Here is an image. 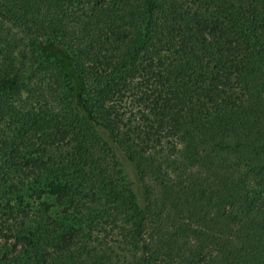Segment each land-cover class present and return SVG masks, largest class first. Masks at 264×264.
I'll use <instances>...</instances> for the list:
<instances>
[{
  "label": "trees",
  "instance_id": "trees-1",
  "mask_svg": "<svg viewBox=\"0 0 264 264\" xmlns=\"http://www.w3.org/2000/svg\"><path fill=\"white\" fill-rule=\"evenodd\" d=\"M0 264H264V0H0Z\"/></svg>",
  "mask_w": 264,
  "mask_h": 264
},
{
  "label": "rangeland",
  "instance_id": "rangeland-1",
  "mask_svg": "<svg viewBox=\"0 0 264 264\" xmlns=\"http://www.w3.org/2000/svg\"><path fill=\"white\" fill-rule=\"evenodd\" d=\"M126 173L128 174V176H127V174H126V178H127V180H128V182L130 183V182H132L133 183V190H134V192H135V194H136V196L138 197V200L141 202V193H140V189H139V186H138V181H137V179H135L133 176H131L130 174H129V170H128V168L126 169Z\"/></svg>",
  "mask_w": 264,
  "mask_h": 264
}]
</instances>
